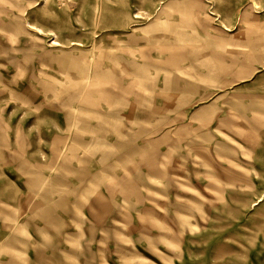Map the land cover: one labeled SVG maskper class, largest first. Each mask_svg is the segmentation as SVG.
Returning a JSON list of instances; mask_svg holds the SVG:
<instances>
[{"label": "rangeland", "instance_id": "rangeland-1", "mask_svg": "<svg viewBox=\"0 0 264 264\" xmlns=\"http://www.w3.org/2000/svg\"><path fill=\"white\" fill-rule=\"evenodd\" d=\"M0 264H264V0H0Z\"/></svg>", "mask_w": 264, "mask_h": 264}]
</instances>
